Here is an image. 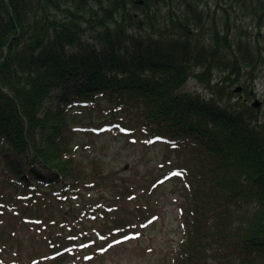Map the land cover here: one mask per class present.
<instances>
[{"label": "trees", "instance_id": "trees-1", "mask_svg": "<svg viewBox=\"0 0 264 264\" xmlns=\"http://www.w3.org/2000/svg\"><path fill=\"white\" fill-rule=\"evenodd\" d=\"M216 1L262 3L258 33L233 38L202 0H0V264L90 262L156 215L138 192L162 183L129 186L80 141L95 114L176 157L186 238L173 264H264V113L250 105L264 0ZM28 240L41 249L24 258Z\"/></svg>", "mask_w": 264, "mask_h": 264}, {"label": "rangeland", "instance_id": "rangeland-1", "mask_svg": "<svg viewBox=\"0 0 264 264\" xmlns=\"http://www.w3.org/2000/svg\"><path fill=\"white\" fill-rule=\"evenodd\" d=\"M217 3L216 0H202L206 12L215 17L219 24L225 25L226 22H229L233 28H238L237 31H233V38L244 37L245 39L244 31L253 34L258 33V19L251 14L253 12L251 7H260L262 3L257 1L248 3L247 6L250 8L246 9L242 3H240V7L237 8V5H234L232 8L230 5L219 2L226 11L219 8ZM211 24L210 22L209 27L206 28L207 34L205 33V36H208ZM262 34L264 36V28ZM89 40L91 41V39ZM263 75L253 86V91L258 95L259 100L264 99ZM185 89L203 93L205 96L208 95L204 87L195 79H191L186 84ZM79 111L81 112V110ZM262 111L264 113V107ZM102 119L105 118L102 117ZM102 119L95 114L86 118L83 124L78 125L77 129L84 127L83 130H94L95 133L103 132L92 137L81 135L80 137L83 138L80 141L90 145L88 151L91 152V155L101 157L106 167L112 172H117L119 178L126 177L129 186L132 185L136 188L144 180L149 182L153 179H156L155 182L158 181L159 184L163 183V185L152 189V196H149L144 190L138 192L146 198L152 197L150 200L156 206L158 219L147 227L145 226L144 229L138 227L137 233L130 236L129 240L127 238L123 240L124 242L119 241L120 243L106 246L108 247L107 251L104 249L99 253L96 251L87 253L93 254L94 258L90 262L83 263L82 261L80 264H173L174 251L185 240L180 207L183 200L182 193L179 192L183 184L179 183V185L174 186L175 181L180 180L174 178L165 181L162 176L172 170L171 161L176 157L165 162L163 147L152 145L154 140L150 141L151 137H145L138 131L124 135L121 131H116L114 125L111 131H106L110 126L98 129L99 126L96 125L101 124ZM94 224V222H89L88 226L93 227ZM20 244H22L24 258L41 249L38 240H28Z\"/></svg>", "mask_w": 264, "mask_h": 264}, {"label": "water", "instance_id": "water-1", "mask_svg": "<svg viewBox=\"0 0 264 264\" xmlns=\"http://www.w3.org/2000/svg\"><path fill=\"white\" fill-rule=\"evenodd\" d=\"M241 89H242V88H241V87H239V88H238L236 91H237V92H240V91H241ZM261 104H262V103H261L260 101H258V100H257V101L255 102V104H254V105H255L256 107H260V106H261Z\"/></svg>", "mask_w": 264, "mask_h": 264}]
</instances>
